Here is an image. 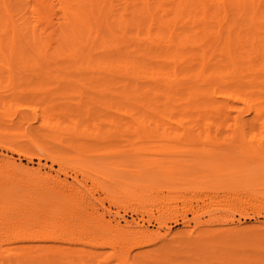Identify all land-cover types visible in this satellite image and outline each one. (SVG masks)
<instances>
[{
	"label": "bare ground",
	"instance_id": "1",
	"mask_svg": "<svg viewBox=\"0 0 264 264\" xmlns=\"http://www.w3.org/2000/svg\"><path fill=\"white\" fill-rule=\"evenodd\" d=\"M0 74L10 86L19 75L40 76L44 84L93 94L75 101L76 118L38 120L29 140L39 156L52 160L51 147L77 150L83 140H118L125 144L122 152L141 154L153 145L196 141L213 147L258 139L264 136V0H0ZM7 115L0 107V119ZM89 115L96 117L91 124L83 119ZM5 145L20 154L16 141ZM9 159H0V264H86L73 245L109 251L94 264L153 261L150 254H130L153 244L152 233L133 232L131 223H103L81 207L89 199L71 185ZM227 170L235 179L236 172ZM115 180L107 190L111 203L125 206L136 198L130 211L156 210L159 225L167 214L174 222L185 218L176 214L173 198H152L156 185L141 183L134 192L128 189L134 184ZM235 181L216 178L193 189L231 191L239 187ZM213 196H205L204 213L232 207ZM191 210L198 224L201 213ZM208 233L199 231L196 239Z\"/></svg>",
	"mask_w": 264,
	"mask_h": 264
},
{
	"label": "rangeland",
	"instance_id": "2",
	"mask_svg": "<svg viewBox=\"0 0 264 264\" xmlns=\"http://www.w3.org/2000/svg\"><path fill=\"white\" fill-rule=\"evenodd\" d=\"M28 76H17L19 83L16 86H10L7 76L0 74V107L5 106L8 113V118L0 119V159L10 158L9 160L23 167L39 169L41 173L49 174L56 182L71 185L89 199L88 205L81 207L86 208L88 214L98 215L103 223H109L111 226L116 224L124 226L126 223H131L129 228L131 231L141 229V231H147L146 233H152L151 238L155 239L153 244L132 249L133 252L130 253L132 256L137 253L146 254V256L150 254V258L152 257L151 259L157 264H164L165 261L166 264H195L197 258L201 259L199 264H206L203 262L206 255L207 261L211 259L209 264H222L223 261H225L224 264H264V206H260L264 205V198H261L264 197V136L259 135L260 142L257 141L260 138L256 139L258 136L252 140L237 138L229 142L231 144L227 143V147L224 144L206 147L204 146L206 143L200 145L196 141L191 143L195 144L193 146L173 142L172 146L165 148L153 145L154 149L141 154L122 152L125 144L118 140L98 142L83 140L79 142L84 146L77 150L64 147L54 150L51 147L52 160L39 156L29 140V135H33L36 128H40L38 120L46 115L61 117L62 120H68L69 117L76 118L75 101L79 100L78 98L83 100L82 98L85 97L90 99L94 97L91 92L89 93L92 95L83 89L81 91L78 86L59 85L56 82H53L56 85L46 84V82L44 84L41 82L42 77L39 76L38 79ZM66 108L70 114L66 111L64 112L66 114H60L61 110ZM92 116H84L83 119H87L85 121L89 123L94 118ZM13 140L17 142V150L20 154L7 149L6 142ZM53 144L52 140L48 141L49 146ZM149 147L150 145L146 146V148ZM153 165L159 169L168 168V170L158 172L159 170L155 171ZM227 169L236 172L235 179H231V173L229 176ZM169 170H171L170 173ZM207 178L210 181L219 178L223 182L236 180V185L240 188L235 187L230 189L231 191L220 189L213 191L214 193L208 192L205 188L197 189V191L193 189L198 184L201 187L206 186L205 183L201 185V182L208 181ZM115 179L134 184V188L128 187L134 192L141 183L156 185L152 191V198H158V200L163 197L173 198L171 201L173 200L172 205L176 207L177 213H175L183 214L185 218L177 216L178 220L174 222V218L170 219V214H167L160 226L155 220L158 217L156 210L149 214L130 211L127 206L136 204L138 202L136 198L128 204L125 203V206L123 203H111L107 190L112 186V182L116 181ZM253 194L255 198H252ZM205 196L217 197V201L226 198L232 203V207L215 210L212 214L204 213L208 204V201L204 199ZM234 203L239 208L235 207ZM191 208L198 209V213H201L198 224L193 221L194 215L192 210L190 211ZM215 217L219 220L223 218L226 222H219L213 219ZM202 230L208 231L215 237L212 238L208 233L206 237L203 236L204 240L196 239L197 233ZM217 238L219 241L223 240L226 245L218 244ZM221 245H223L222 250H220ZM70 248L77 250L74 253L76 256L85 257L86 264H94L103 254L109 252L91 250L87 245H73ZM213 254H217V257L213 258ZM153 257L158 258V261L162 263L157 262V259ZM153 261H150V264Z\"/></svg>",
	"mask_w": 264,
	"mask_h": 264
}]
</instances>
